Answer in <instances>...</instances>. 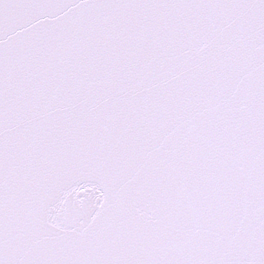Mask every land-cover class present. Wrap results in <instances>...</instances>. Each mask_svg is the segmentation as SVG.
<instances>
[{
    "label": "snow or ice",
    "instance_id": "1",
    "mask_svg": "<svg viewBox=\"0 0 264 264\" xmlns=\"http://www.w3.org/2000/svg\"><path fill=\"white\" fill-rule=\"evenodd\" d=\"M0 264H264V0H0Z\"/></svg>",
    "mask_w": 264,
    "mask_h": 264
}]
</instances>
